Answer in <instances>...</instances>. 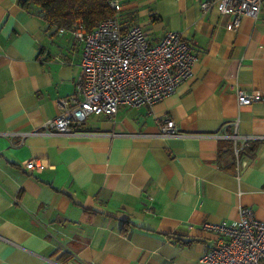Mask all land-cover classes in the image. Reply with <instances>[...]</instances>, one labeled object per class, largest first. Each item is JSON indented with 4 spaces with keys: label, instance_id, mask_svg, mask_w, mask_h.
Here are the masks:
<instances>
[{
    "label": "crops",
    "instance_id": "1",
    "mask_svg": "<svg viewBox=\"0 0 264 264\" xmlns=\"http://www.w3.org/2000/svg\"><path fill=\"white\" fill-rule=\"evenodd\" d=\"M20 1L0 0V264H202L203 221L239 205L264 221V4L235 23L203 0H119L123 29L192 44L189 77L152 105L14 145L6 133L39 129L74 93L82 52ZM238 90L261 98L240 105ZM164 119L179 134L161 135Z\"/></svg>",
    "mask_w": 264,
    "mask_h": 264
},
{
    "label": "built area",
    "instance_id": "2",
    "mask_svg": "<svg viewBox=\"0 0 264 264\" xmlns=\"http://www.w3.org/2000/svg\"><path fill=\"white\" fill-rule=\"evenodd\" d=\"M109 4L114 15L90 30L80 19L68 28L58 29L59 33L68 32L82 46L75 91L58 100L57 114L39 129L6 133L13 139L12 144H21L30 134H76L88 115H113L121 106L152 105L189 77L195 53L181 32L168 30L154 41L138 24L123 29L118 17L119 0H109ZM262 4L264 0H203L200 3L204 9L215 7L222 14H232L235 23L241 15L257 17ZM236 98L240 105H249L260 100L261 95L238 90ZM159 124L161 135L179 134L172 119H164ZM45 166V161L39 158L20 163L27 170L40 171ZM237 214L230 221L201 223V228L213 235L200 257L202 264H264V221L256 219L248 206L239 205Z\"/></svg>",
    "mask_w": 264,
    "mask_h": 264
},
{
    "label": "trees",
    "instance_id": "3",
    "mask_svg": "<svg viewBox=\"0 0 264 264\" xmlns=\"http://www.w3.org/2000/svg\"><path fill=\"white\" fill-rule=\"evenodd\" d=\"M23 9L38 15L48 27H70L77 19L87 29L114 15L109 0H21Z\"/></svg>",
    "mask_w": 264,
    "mask_h": 264
}]
</instances>
